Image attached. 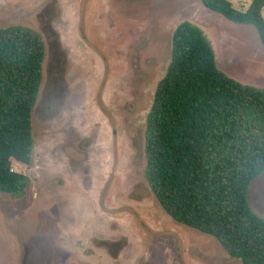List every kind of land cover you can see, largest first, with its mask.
I'll list each match as a JSON object with an SVG mask.
<instances>
[{
    "label": "rangeland",
    "instance_id": "374dc122",
    "mask_svg": "<svg viewBox=\"0 0 264 264\" xmlns=\"http://www.w3.org/2000/svg\"><path fill=\"white\" fill-rule=\"evenodd\" d=\"M186 21L222 72L264 89L257 30L201 0H0V28L36 29L47 47L32 165L14 166L27 196L0 195V264H243L168 216L144 177L147 115ZM248 201L264 219V173Z\"/></svg>",
    "mask_w": 264,
    "mask_h": 264
},
{
    "label": "trees",
    "instance_id": "16d2710c",
    "mask_svg": "<svg viewBox=\"0 0 264 264\" xmlns=\"http://www.w3.org/2000/svg\"><path fill=\"white\" fill-rule=\"evenodd\" d=\"M237 25L253 26L264 45V0L245 11L230 0H201ZM47 47L28 26L0 28V195L18 205L30 186L33 113ZM144 177L175 222L215 238L243 264H264V219L248 190L264 173V89L222 72L204 32L183 22L146 119Z\"/></svg>",
    "mask_w": 264,
    "mask_h": 264
},
{
    "label": "water",
    "instance_id": "95a60500",
    "mask_svg": "<svg viewBox=\"0 0 264 264\" xmlns=\"http://www.w3.org/2000/svg\"><path fill=\"white\" fill-rule=\"evenodd\" d=\"M250 188V187H249ZM248 194V193H247Z\"/></svg>",
    "mask_w": 264,
    "mask_h": 264
}]
</instances>
